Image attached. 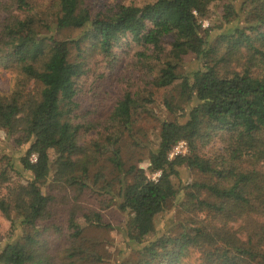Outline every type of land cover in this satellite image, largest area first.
I'll return each instance as SVG.
<instances>
[{
    "label": "trees",
    "instance_id": "trees-1",
    "mask_svg": "<svg viewBox=\"0 0 264 264\" xmlns=\"http://www.w3.org/2000/svg\"><path fill=\"white\" fill-rule=\"evenodd\" d=\"M9 4L0 20V68L13 75L0 93V213L10 230L0 264H102L103 244L88 232L113 229L123 257L133 254L123 264H264V0H146L104 17L87 0H53L42 14L30 0ZM68 30L80 35L56 39ZM120 65L127 72L111 76ZM99 67L130 84L109 96L90 79ZM177 81L144 170L124 157L123 136ZM180 142L189 153L170 158ZM212 143L220 150L207 156ZM182 169L200 180L180 184ZM90 199L99 209L83 213ZM112 206L116 227L102 213Z\"/></svg>",
    "mask_w": 264,
    "mask_h": 264
},
{
    "label": "rangeland",
    "instance_id": "rangeland-1",
    "mask_svg": "<svg viewBox=\"0 0 264 264\" xmlns=\"http://www.w3.org/2000/svg\"><path fill=\"white\" fill-rule=\"evenodd\" d=\"M146 0H87V5L90 8V11L94 16L99 15L100 17L112 15L116 10L115 8L118 5H128L131 3H137L140 4L141 2ZM33 9L36 11L42 13H45L47 8H49L53 0H30ZM9 0H0V20H3L7 17V13L10 12V8L7 9L6 12V6H8ZM10 6V4H9ZM238 7V6H237ZM219 13V10H218ZM27 14L23 12H18L13 10L12 15L13 17H17L20 22H23V24L26 25L27 28H32L27 21ZM218 17V14H216L213 18ZM220 17V16H219ZM213 22V21H212ZM209 20L203 21V27L206 28L208 26H211L213 24ZM224 29V28H223ZM222 29V30H223ZM79 31H62L58 34H56V39L58 41H65L66 39L69 40H75L79 36ZM58 51H64V52H71L72 54L74 52L73 48L70 51V48L68 45L66 46H57L55 47ZM63 49V50H62ZM89 56V54H87ZM86 55V57H87ZM88 58H97V56L88 57ZM133 58V57H131ZM192 61L187 62V64L184 66V69H189L193 67ZM121 65L117 68H115L113 71H111V76L115 75L116 73H124L127 72L125 65L124 71H120ZM102 67H99L97 70L94 71V75L92 74L91 78H94V80L98 79V82L101 86H103V90L107 91L109 96L116 95L118 92H122L124 89L127 88V84H130L129 76L121 77V78H110L109 73H105L102 69ZM100 69V70H99ZM109 76V77H108ZM13 85V75L5 70L4 68H0V93L1 94H8L12 88ZM179 91V81H177L172 87L166 90L159 91L156 96L154 97L155 103L152 104V108L154 110V115H146L144 113H141L139 116L134 118V123L132 126V133L130 135L125 134L122 139V152L126 159H132L133 162H136V160L142 159L143 161L138 164V166L144 170L148 169V161L146 160L148 158V150L152 144H156L158 140V133H159V121L165 118H171V114L166 110V105L170 104L173 106L176 101V97ZM158 108H157V107ZM3 141V136L0 133V142ZM132 141H137L138 147L133 146L131 143ZM220 145L218 143H212L209 145L205 150L204 154L207 156L211 155L215 150H220ZM184 152L183 155H186L189 153L188 147L185 144V148L182 149ZM106 162L103 160V163ZM107 172L105 173L107 176V179H110L111 175H109L110 171L108 168ZM148 172V171H147ZM148 176L151 179H157L159 174H150L148 172ZM200 175H198L195 172H190L187 170L182 169L180 174L179 182L180 184H183L184 186L187 184H190L192 181L200 180ZM17 178L14 179V182ZM176 183L177 180H175ZM85 210L83 213H86L88 210L86 208H91L98 210L99 205L97 202L95 203L94 199L88 200L86 203H84ZM115 207L112 206L110 209L102 211V213L105 216V220L112 224V226L116 227L117 221L120 220V213H118L115 209ZM173 215V213L167 212L159 216L157 221V228L159 230L165 228L168 224L169 218ZM78 223L80 225H83V220L81 216H78L77 218ZM10 230V223L2 216L0 213V241L1 243H5L8 239V234ZM89 236H93L95 239L99 240V243L102 242V246H100V250L104 253V257L108 258L104 263L102 264H123L127 259H131L133 257V254L128 251V254L123 257L122 251H123V243H122V237L121 234L117 229H113L112 231H99L96 230V232H88Z\"/></svg>",
    "mask_w": 264,
    "mask_h": 264
},
{
    "label": "built area",
    "instance_id": "built-area-1",
    "mask_svg": "<svg viewBox=\"0 0 264 264\" xmlns=\"http://www.w3.org/2000/svg\"><path fill=\"white\" fill-rule=\"evenodd\" d=\"M185 144V142L178 143L177 146L170 153L169 157L173 158L174 156L183 155L184 152L182 151V149L185 148Z\"/></svg>",
    "mask_w": 264,
    "mask_h": 264
}]
</instances>
